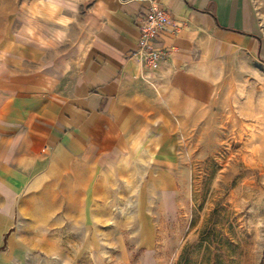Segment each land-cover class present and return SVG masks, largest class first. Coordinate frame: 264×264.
<instances>
[{
  "label": "crops",
  "instance_id": "obj_1",
  "mask_svg": "<svg viewBox=\"0 0 264 264\" xmlns=\"http://www.w3.org/2000/svg\"><path fill=\"white\" fill-rule=\"evenodd\" d=\"M150 4L6 8L0 247L54 254L67 229L69 264L110 254L114 264H159L160 221L176 215L189 181L188 135L218 106L231 63L264 67V0H157L171 22L155 41L164 55L147 69L138 42Z\"/></svg>",
  "mask_w": 264,
  "mask_h": 264
},
{
  "label": "rangeland",
  "instance_id": "obj_2",
  "mask_svg": "<svg viewBox=\"0 0 264 264\" xmlns=\"http://www.w3.org/2000/svg\"><path fill=\"white\" fill-rule=\"evenodd\" d=\"M20 3L0 0V29L6 8L17 11ZM238 65L231 63L220 82L218 106L204 129L183 146L189 181L176 215L160 221L159 264H264V67L232 68ZM57 232L55 255L5 244L0 264H69L74 233ZM112 258L105 264H114Z\"/></svg>",
  "mask_w": 264,
  "mask_h": 264
},
{
  "label": "built area",
  "instance_id": "obj_3",
  "mask_svg": "<svg viewBox=\"0 0 264 264\" xmlns=\"http://www.w3.org/2000/svg\"><path fill=\"white\" fill-rule=\"evenodd\" d=\"M149 1L151 4L148 13L140 25L138 45L142 53L141 61L144 67L153 69L157 67L159 60L164 55L155 47V41L171 22V18L167 10L157 4V0Z\"/></svg>",
  "mask_w": 264,
  "mask_h": 264
}]
</instances>
